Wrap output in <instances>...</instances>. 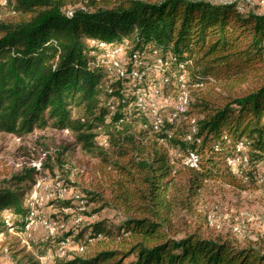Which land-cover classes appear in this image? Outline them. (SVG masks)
<instances>
[{
	"label": "trees",
	"instance_id": "1",
	"mask_svg": "<svg viewBox=\"0 0 264 264\" xmlns=\"http://www.w3.org/2000/svg\"><path fill=\"white\" fill-rule=\"evenodd\" d=\"M5 1L0 133L22 139L35 131L67 132L82 154L105 167L111 184L108 193L82 190L85 205L121 217L117 226L100 222L56 238L55 246L72 237L83 252L55 256L53 264H264V241L253 246L205 238L176 229L171 219L186 206L179 195L193 198L205 182L237 190H244V179L257 184L256 168L264 164V12L216 0ZM90 40L123 45L127 55L159 49L191 62V78L203 85L191 93L193 143H181L178 136L185 133L176 131L167 145H158L164 132L154 134L127 116L122 82L94 65ZM239 144L248 157L241 177L226 164L239 154ZM170 149L184 158L193 151L197 168L179 160L177 167ZM47 168L53 173L42 161L40 173L30 167L0 184V236L9 232L7 214L14 217L12 230L23 232L27 193ZM180 175L184 185L176 194L173 181ZM7 251L12 264H40L21 251Z\"/></svg>",
	"mask_w": 264,
	"mask_h": 264
},
{
	"label": "rangeland",
	"instance_id": "2",
	"mask_svg": "<svg viewBox=\"0 0 264 264\" xmlns=\"http://www.w3.org/2000/svg\"><path fill=\"white\" fill-rule=\"evenodd\" d=\"M0 0V6L1 2ZM230 1V0H216ZM239 1L242 10L258 8L264 11V5L258 0H234ZM3 18L0 15V19ZM192 93V92H191ZM168 105L174 99V93L168 94ZM103 145L102 138L98 140ZM169 158L172 163L180 167L176 160L184 164V157L177 149L169 150ZM51 166L44 171L45 185L54 188L56 183L65 186L60 177L66 180L73 191L82 194V190L108 193L111 187L105 167L97 160L90 159L82 154L67 132L52 130L35 131L33 134L18 139L12 135L0 133V184L11 176L29 169L33 161L40 160ZM186 166V165H185ZM257 184L250 185L246 180H241L244 190H237L228 186L205 182L203 188L193 197L185 199L179 195L185 207H181L172 223L176 229L183 232H199L205 238L229 237L240 245L259 246L264 241V186L258 183L264 177V164L257 166ZM184 185L183 175L177 176L173 181L176 194ZM99 206L88 204L83 212L82 226L76 229V236L82 228L93 224L106 222L107 225L117 226L120 214L113 209L98 210ZM42 214L49 218H58L63 221L70 220V214L57 207L46 206ZM34 240L25 239L23 234L8 232L0 236V264H12V258L7 249L21 251L23 255H30L40 264H53L58 247L54 239H46L42 231L34 233ZM78 247L73 241L65 250L64 256L71 255Z\"/></svg>",
	"mask_w": 264,
	"mask_h": 264
},
{
	"label": "built area",
	"instance_id": "3",
	"mask_svg": "<svg viewBox=\"0 0 264 264\" xmlns=\"http://www.w3.org/2000/svg\"><path fill=\"white\" fill-rule=\"evenodd\" d=\"M258 1L264 5V0ZM5 3L3 0L1 5ZM88 45L93 49L94 65L102 68L111 81L122 82V102H128L127 116L139 120L143 129H149L154 134L165 133L156 139L158 145H167L176 131L185 133L178 136L181 143H193L197 127L195 117L190 114L191 92L201 89L203 85L191 78V62L169 53L164 54L159 49H145L127 55L123 45L116 46L98 40H90ZM170 92L174 93V99L172 104L168 105ZM236 152L239 154L227 158L226 164L232 173L241 177L242 171L247 167L248 157L243 144L236 146ZM184 164L189 168H197V155L188 151ZM30 167L40 173L41 159L33 161ZM258 183L264 186V177L260 178ZM57 201L69 202L71 206L62 211L70 214V220L43 216L42 210L46 206L54 207ZM25 205L29 209V216L20 234L28 240H34V233L42 231L46 239L52 238L55 242L56 238L65 234H74L84 221V196L73 191L71 187L62 186L61 183H56L54 188H48L45 178L41 176L36 177L32 189L27 193ZM13 219L10 214L5 217L9 232H14L11 228ZM71 245L72 237L65 236L57 245L56 256H64L65 250ZM74 250L83 252L80 246Z\"/></svg>",
	"mask_w": 264,
	"mask_h": 264
},
{
	"label": "crops",
	"instance_id": "4",
	"mask_svg": "<svg viewBox=\"0 0 264 264\" xmlns=\"http://www.w3.org/2000/svg\"><path fill=\"white\" fill-rule=\"evenodd\" d=\"M230 1H234V0H230ZM240 3V2H239ZM261 12H264V11H262V10H260Z\"/></svg>",
	"mask_w": 264,
	"mask_h": 264
}]
</instances>
